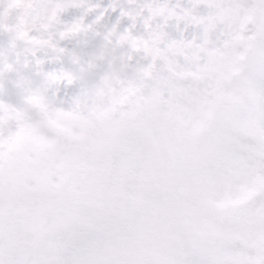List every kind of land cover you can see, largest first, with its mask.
<instances>
[{
    "label": "snow or ice",
    "instance_id": "obj_1",
    "mask_svg": "<svg viewBox=\"0 0 264 264\" xmlns=\"http://www.w3.org/2000/svg\"><path fill=\"white\" fill-rule=\"evenodd\" d=\"M0 264H264V0H0Z\"/></svg>",
    "mask_w": 264,
    "mask_h": 264
}]
</instances>
